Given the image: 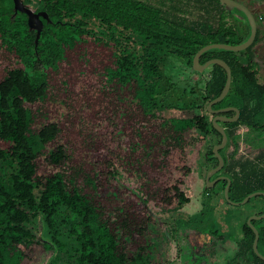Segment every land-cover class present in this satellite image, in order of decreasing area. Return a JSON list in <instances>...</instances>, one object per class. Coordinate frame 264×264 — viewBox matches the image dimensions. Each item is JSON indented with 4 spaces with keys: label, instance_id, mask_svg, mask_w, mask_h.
Instances as JSON below:
<instances>
[{
    "label": "trees",
    "instance_id": "trees-1",
    "mask_svg": "<svg viewBox=\"0 0 264 264\" xmlns=\"http://www.w3.org/2000/svg\"><path fill=\"white\" fill-rule=\"evenodd\" d=\"M23 2L50 21L42 19L35 47L27 15L14 14L13 0H0V264H23L37 245L61 264H144L148 243L131 242L152 222L147 205L188 202L173 170L189 173V147L211 133L219 139L208 155L221 140L207 103L226 74L216 64L194 71L193 56L210 43H238L242 32L225 26L229 13L219 0H195L197 19L178 11L180 0L168 7L143 0ZM205 15L222 20L215 27ZM247 51L231 52L229 91L212 106L239 110L236 121L221 123L228 140L218 174L230 178L233 201L264 191V151L236 156L240 126L254 148L264 146V82L250 71ZM218 53L229 52L207 50L200 62ZM169 57L197 78L191 72L179 85L166 74ZM220 182L223 190L226 180ZM251 214L238 241L231 233L215 237L223 252L234 251L227 263L264 264L252 249ZM252 223L264 255V218Z\"/></svg>",
    "mask_w": 264,
    "mask_h": 264
},
{
    "label": "rangeland",
    "instance_id": "rangeland-1",
    "mask_svg": "<svg viewBox=\"0 0 264 264\" xmlns=\"http://www.w3.org/2000/svg\"><path fill=\"white\" fill-rule=\"evenodd\" d=\"M143 1L153 4L164 3L166 7L177 2V0ZM177 7L181 14L190 19H197L202 13L197 8L195 0H180ZM165 70L166 74L179 85L192 72V69L183 68L175 57H169ZM190 78L194 81L197 74L192 72ZM195 111L181 110L179 115L190 116ZM208 117L210 118V115ZM245 129L244 126H240L236 130L241 135L236 156L254 157L263 151L264 147L254 148L250 141L246 140L248 136ZM218 139L216 134L211 133L204 144L189 147L188 158L184 163L190 167V172L186 175L183 176L181 171L174 169L176 166H172L174 170L171 175L182 179L181 187L189 197L188 202L170 208L153 200L147 205L152 222L147 226L143 236H134L131 242L133 247L142 244L141 242L148 243L143 258L144 264H235L227 263L233 257L234 251L230 248L223 252L221 241L215 237L220 232L231 233L234 242L238 241L242 236L241 225L245 217L261 211L264 202L261 198L254 197L249 203L232 205L224 201L220 180L212 187H207L206 174L212 163L207 161L206 150ZM232 151L233 147L230 146L226 154L229 155ZM163 179L166 180V176ZM124 181L127 179L124 178ZM121 185L126 184L121 182ZM229 244L234 246L233 243ZM50 255V251H45L41 245H37L28 251V257L23 264H61L59 261L50 260Z\"/></svg>",
    "mask_w": 264,
    "mask_h": 264
},
{
    "label": "water",
    "instance_id": "water-1",
    "mask_svg": "<svg viewBox=\"0 0 264 264\" xmlns=\"http://www.w3.org/2000/svg\"><path fill=\"white\" fill-rule=\"evenodd\" d=\"M219 1H220L221 5L227 11L233 12L234 9H236L246 17V19L249 23V34L245 40H243L242 42L235 44V45L226 44V43H210V44L204 45L193 56L192 69L201 74L207 67H209L210 65L216 64V65H220L225 71L226 80H225V84H224L221 92L219 93V95H217L215 98L211 99L207 103V110L209 111V113L214 114V116L211 119L212 125L215 128V130L218 133H220L221 140L219 143L215 144L212 147L210 155H208V153H206L207 157H212V158L217 159V164L215 166L211 167L210 169H208V171H207L206 185L208 188H210L217 181L223 180V179L226 180V185L224 186V189H223V196H224L225 200L230 202L232 205H243L250 198H253L255 196H261V195L264 196V191H254V192L246 195L240 201H233L229 198V195H228L229 187L231 184L230 178L226 175L218 174L224 165V159L220 153V150L227 144V140H228L227 134L225 132V128L222 126L221 123L236 121L239 117V110L235 106L220 107V108H216V109L212 108V106L214 104L220 102L228 93L230 85H231L232 71H231L230 66L224 60H222L220 58H211V59H208L205 62L201 63L200 57L205 51L210 50V49H223V50H227V51L236 52V51H240V50L247 48L255 36L256 28H255V22H254L252 13L250 12V10L245 5H243L242 3H239L235 0H219ZM13 9H14V14L16 12L20 11V12H23L27 15V24L29 26V29L35 30V32H36V35H35V47H36L37 43H38L39 36H40V32H41L42 27H43L42 19L50 21L47 13L45 11H42V10L36 11L33 7L24 3L23 0H13ZM230 110L235 112V114L232 117H226V116L221 114L223 112H227ZM216 174H218V175H216ZM262 218H264V211L262 213H258V214L254 213V214L249 215L246 219V223L252 229V231L254 233V238L252 241V249L258 257H260L261 259L264 260V255H262L259 252L258 247H257L259 232H258V229L252 223V220L262 219Z\"/></svg>",
    "mask_w": 264,
    "mask_h": 264
},
{
    "label": "flooded vegetation",
    "instance_id": "flooded-vegetation-1",
    "mask_svg": "<svg viewBox=\"0 0 264 264\" xmlns=\"http://www.w3.org/2000/svg\"><path fill=\"white\" fill-rule=\"evenodd\" d=\"M235 1L245 5L250 10V12L252 13V16H253V19L255 22L256 32H255V36H254L252 42L250 43V45L247 48H245V49H248V51L246 53H243L242 56H244V57L250 56V66H249L250 71H258L260 73V80L262 82H264V0H235ZM227 13H229V15H227L224 18V20L226 21L225 26L230 27L232 29L240 30L242 32V39L238 42V43H240L243 40H245L249 34V23H248L246 17L236 9H234V11L232 13L229 11H227ZM202 20L209 21L210 23H212L216 27L219 25L222 18L221 17L211 18V17H208L205 15L202 18ZM222 43H224V42H222ZM238 43H231V41H228L226 44L235 45ZM245 49H243V50H245ZM228 52L229 53H218L217 56H213L211 58H220L228 64V60L234 56V54H231V52H233V51H228ZM211 58H209V59H211ZM211 66L212 65L207 67L205 70L209 69ZM218 66L221 69H223L220 65H218ZM236 69H237V67H236ZM222 107H225V106H222ZM230 111H232V110H230ZM227 112H229V111H227ZM227 112H223L221 114L226 116V117H232L233 116V115L232 116L225 115V113H227ZM213 116H214V114L212 115V117ZM263 132H264V128H263ZM263 151H264V149H263Z\"/></svg>",
    "mask_w": 264,
    "mask_h": 264
}]
</instances>
